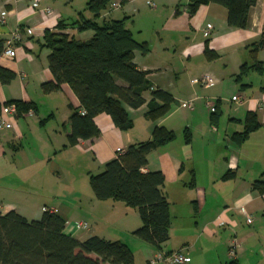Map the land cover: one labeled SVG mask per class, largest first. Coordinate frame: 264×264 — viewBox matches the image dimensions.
I'll return each mask as SVG.
<instances>
[{
    "label": "crops",
    "instance_id": "obj_1",
    "mask_svg": "<svg viewBox=\"0 0 264 264\" xmlns=\"http://www.w3.org/2000/svg\"><path fill=\"white\" fill-rule=\"evenodd\" d=\"M72 1L0 0V40L5 42L17 28L21 34L13 45L14 58L0 56V66L16 74L10 84L0 86V106L20 101L36 107L45 101L46 115L54 119L45 135L40 129L37 136L33 123L25 122L26 126L18 121L33 115L37 118V108L31 116H19L12 129H0V159L9 148L19 169H36L48 161L45 177H63L65 167H73L81 169L87 183L80 189L72 182L52 187L35 184L33 190L19 180L15 185H0V215L14 211L27 221H35L48 210L64 220L66 236L80 242L92 236L120 242L132 252L133 264H148L156 253L174 251L185 254L187 264H226L232 261L228 256L232 239L239 244L233 260L236 264H264V194L252 188L254 182H264V66L261 73L250 70L236 79L242 64H252L248 46L258 41L264 27V0L250 9L244 30L229 28L226 10L213 4L200 6L189 17L188 0H159L163 10L150 12L155 16L154 39L146 38L143 27L137 28L134 22L131 27L125 25L137 42L148 44L146 55L134 53V64L147 73L153 87L172 96L170 111L155 121L147 120L151 97L146 93L140 108L123 105L133 124L130 130L119 131L107 115L100 114L93 120L99 136L68 147L71 109L80 112V105L67 85L48 95L40 93L41 84L52 79L47 68L49 53L41 44L45 32H61L58 24L67 25L76 19L81 11ZM148 1L155 10V0ZM34 2L37 8L32 7ZM136 2L130 0L120 8ZM46 8L51 11L49 15L42 12ZM112 13L105 17L120 20ZM121 19L125 24L127 17ZM206 48L214 57L207 58ZM257 61L264 64V49L258 52ZM203 74L215 79L213 87L190 84ZM193 96L196 100L188 109L183 103ZM54 100L64 107L59 120L52 111ZM207 102L213 104V111L208 110ZM249 113L256 115L258 127L237 143L233 136L244 131ZM40 125L46 128L44 123ZM155 128L174 134L171 142L147 156L142 169L144 174L158 172L164 177L162 192L169 204L170 222L168 241L160 250L132 236L142 226L136 210L120 202L99 201L87 189L89 175L101 173L104 165L127 147L149 141ZM30 131L38 141L35 147L29 143L33 152L26 153L22 142L28 143ZM185 133L189 134L188 141ZM228 173L230 176L224 178ZM247 216L252 218L251 224L246 223ZM78 222H85L88 229L77 230ZM128 242L135 247H129Z\"/></svg>",
    "mask_w": 264,
    "mask_h": 264
},
{
    "label": "trees",
    "instance_id": "obj_2",
    "mask_svg": "<svg viewBox=\"0 0 264 264\" xmlns=\"http://www.w3.org/2000/svg\"><path fill=\"white\" fill-rule=\"evenodd\" d=\"M113 1L88 0L85 4L87 13L79 12L69 24H58L57 29L61 32H45L42 38L41 47L49 53L47 68L52 79L41 84V92L47 95L67 85L81 109L80 112L71 109L70 133L66 136L68 147L99 136L93 120L100 114L107 115L119 131L130 130L133 124L123 105L133 110L140 108L145 104L146 93L151 100L145 117L151 122L165 116L173 103L172 96L153 87L146 78L147 73L134 64V53L146 55L148 44L134 39L132 32L125 27L124 19L105 17L111 12L109 6ZM129 1L117 0V3L123 6ZM257 1L188 0L187 14L192 17L200 6H221L227 12V26L244 30L248 25L249 11ZM3 45L4 41L0 40V56ZM248 48L252 64H242L236 79L250 70L263 71L264 64L257 61V54L264 49V27L258 41ZM204 53L208 59L214 57L207 48ZM15 78L13 71L0 66V86L10 84ZM8 104L16 105L18 117L36 109L33 103L20 101L4 103L0 109ZM244 123V131L233 136L237 143L258 127L253 113L246 115ZM173 139L172 132L155 128L149 141L127 147L107 162L101 173L88 177L97 200L120 202L137 211L142 226L132 236L156 250H160L169 238V204L162 192V174H144L142 169L146 167L151 152ZM185 139L189 140L188 133H185ZM229 176L228 173L224 178ZM252 188L264 194V182L256 181ZM64 227V220L48 210L35 221H27L14 211L0 215V264H133L134 256L126 245L96 236L80 242L66 236ZM226 264L236 262L232 260Z\"/></svg>",
    "mask_w": 264,
    "mask_h": 264
},
{
    "label": "rangeland",
    "instance_id": "obj_3",
    "mask_svg": "<svg viewBox=\"0 0 264 264\" xmlns=\"http://www.w3.org/2000/svg\"><path fill=\"white\" fill-rule=\"evenodd\" d=\"M87 1L88 0H73L72 4H73V6H75V8H79V10L81 12L87 13L85 11V4ZM153 2L156 5L155 10L150 9V7L146 3V0H137V2L133 5H129L127 7L125 6L124 8H120V6H119L118 9L111 10V11L114 13V14L112 13L113 15L120 16V19L123 18L124 16H126L127 19L125 21V25L127 27H131L133 22H134L133 25H136L137 28L143 27V29H144L143 34L146 36V38L154 39L155 35L153 32V29H154L153 26L155 25L154 24L155 16H154V14H152L150 16V12L154 11L155 13H158L160 10H163V6L159 2V0H155ZM139 14H140V17H139ZM132 28H135V27H132ZM40 93L42 95H44L41 92V90H40ZM51 99H53V98H51ZM44 102L45 101H43L41 104L39 103L38 105L36 104L37 114H38L37 118L33 115V117H31V118H26L25 121H23L22 119L18 120V121H21V123H23L24 125H26V123L29 125H30V123H33V125H36V130H37L36 135L37 136H39L41 133L40 129H41L42 133L44 134L45 129H48L54 123V119H49L47 117L48 115H46L47 114L46 110L48 109V107ZM53 102H54V108L52 109V111L54 112L55 120L56 119L59 120L60 118H62L61 115H62V112H64V107H62V105L60 104V102L58 100H54ZM43 115H44V118L42 117ZM39 118H43V119H39ZM41 120L45 121L44 125H46L45 126L46 128H43L40 125ZM30 134H31V136H30L31 138H27V139H30V140H27L28 143H26L25 141L22 142V144L24 145L23 148H25L26 153H29V152L32 153L33 152L31 145L29 147V143L32 144L33 147H35V145H37V141H38V138L36 137V135H33L31 131H30ZM19 144L20 143H18V142L16 143L17 146H19ZM9 151L11 152L12 150L8 148L7 154L5 155V157L0 159V185H3V184L6 185V184H11V183L15 185L16 181L19 180V181L25 182V187L33 190V186L35 184L42 185L44 187H52V185L53 186H61L63 184L65 185L67 183L72 182L74 186H76L80 189V186L82 184L84 186L87 183L85 176L81 174V172H82L81 169L80 170H73V167H68V168L65 167L66 170L64 171L65 173H64L63 177L60 175H57V176L55 175V176H53V178L52 177L48 178V176L45 177L44 167L48 168V166H49L48 164H50V162H48V161H46L45 164L37 165L35 167L36 169H28V170H26L24 168L19 169L20 165L16 162V160H14L16 158L13 155H11L9 153ZM87 189H88V191H90L89 185L87 186ZM27 192H31V191H27ZM41 202H42V200H41ZM43 204L46 205L47 203H43ZM38 207H40V205ZM37 220H39V219H37ZM137 241L140 242L139 240H137ZM127 244L129 247H135L130 242H128Z\"/></svg>",
    "mask_w": 264,
    "mask_h": 264
},
{
    "label": "built area",
    "instance_id": "obj_4",
    "mask_svg": "<svg viewBox=\"0 0 264 264\" xmlns=\"http://www.w3.org/2000/svg\"><path fill=\"white\" fill-rule=\"evenodd\" d=\"M147 4L154 8V4L150 1L147 2ZM37 3L34 2L32 4L33 8H37ZM119 8V4L111 3L109 6V10H116ZM42 12L46 15H49L51 13L49 8H46L42 10ZM21 37L20 29L17 28L12 34L9 39H7L4 42L3 45V51L1 56L7 58V59H13L15 55V50L13 48V45L15 42L19 41ZM216 81L215 79L208 75L203 74L199 76L198 78L192 79L190 81V84L193 86H198L201 88H210L215 85ZM196 100V97H191L187 101L183 103L184 106H186L188 109H192L193 102ZM206 107L209 111H213V104L211 102L206 103ZM24 115V114H22ZM25 115L31 116L33 115V112L31 110L27 111ZM18 118V111L15 104H8L4 105L0 109V129L9 130L13 128L14 121ZM121 153V152H120ZM1 209V207H0ZM252 218L250 216L246 217V223L251 224ZM77 230H87L88 225L85 222H78L76 224ZM239 244L235 239H232L229 243L228 247V256L231 260L235 259L236 256V250L238 248ZM189 262V258L183 254L181 251H174V252H168V253H161L158 252L154 255V257L149 260L148 264H157V263H165V264H187Z\"/></svg>",
    "mask_w": 264,
    "mask_h": 264
}]
</instances>
